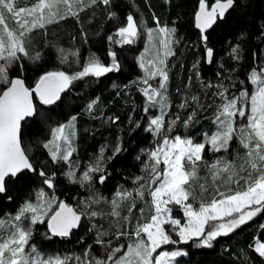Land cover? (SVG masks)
Wrapping results in <instances>:
<instances>
[{"label":"trees","instance_id":"obj_1","mask_svg":"<svg viewBox=\"0 0 264 264\" xmlns=\"http://www.w3.org/2000/svg\"><path fill=\"white\" fill-rule=\"evenodd\" d=\"M206 1L210 5L215 2ZM198 5L199 0H112L109 6L100 3L93 6L80 4L81 8L75 11L76 15L58 17L51 23H46L43 29L35 28L29 33L27 52L29 56L39 53L41 58L34 61L24 57L9 68V74L12 77L23 75L30 87L49 70L73 72L74 69L70 70L68 64L71 65L78 59L81 66L75 70H81L82 64L92 53L101 62L108 64L110 58L107 52L113 49L118 53L121 65L118 72L74 82L71 89L63 93L62 99L54 105L37 103L35 117L23 123V148L34 165L43 166L49 174L56 173L55 187L48 189L38 175L27 171L23 174L27 179L8 178V191L0 194V220L4 221L9 218L10 213L17 212L26 202L33 201L41 189L73 206L81 207L79 212L98 213L91 219L83 218L80 226L69 237L51 236L46 222L35 225L30 244L35 245L38 252L65 255L83 253L89 248L95 255L107 261L110 248L121 244L126 247L131 243L127 237L118 240L117 234L133 232L135 223L144 222L151 214L142 218L143 206L129 211L127 205L125 209L119 206V216H113L108 206V199L117 189L132 188L133 180L141 175H144L141 183H144L147 199L145 202L151 204L148 188L153 185L148 173L143 171L148 156L141 150L154 149L161 140L144 130L150 114L143 111L145 98L138 82L142 70L137 58L142 50V42L119 47L110 44L106 39L116 27L123 24L128 13L143 17L148 27L155 25L156 18L167 25L175 24V40L178 42L174 43L176 52L169 60L170 81L167 94L169 113L179 119L169 133L170 137L175 133H183L200 140L202 133H211L215 129L214 117L221 102L216 95L215 85H228L229 95H238L241 90H246L249 96L252 94L253 85L248 80V75L253 68L258 71L264 68V0H235L225 18H218L215 25L207 30L206 44L195 25ZM114 11L119 12V19L110 18ZM94 38H99L102 46L94 45ZM237 45L240 48V58L234 60L230 53ZM58 46L78 51V59L73 56L69 63L61 64ZM206 48L213 49L211 64L207 62ZM125 54L127 55L124 56ZM241 80L244 81L243 85L239 84ZM233 84L234 88L231 87ZM193 97H196L195 101ZM92 99H97V104L92 111H88L86 105ZM184 99L186 107H179ZM193 111L196 116L185 128L184 121ZM74 115L77 137L72 158L78 159L81 169H85L87 164H94L102 148L105 150V158L112 156L117 137L122 149L103 165L109 174L106 182L100 184L94 180L91 189L87 183L82 186L78 182H71L64 175L68 164L52 163L47 150L42 147L51 137L50 129L68 121ZM243 153L245 149L239 138L234 137L227 153L221 151L213 154L207 145L203 157L211 164L214 158L225 154L235 159L240 169ZM198 163V177L193 184V191L197 194L196 204L209 200L216 190L227 192L229 188H235V177L231 183L225 175L213 180L203 162ZM201 184L204 189L200 188ZM122 213H128V216ZM261 225H264V213L258 214L228 236L218 237L212 248H198L191 241L173 245L186 250V255L178 258L179 264H264V257H260L254 250L257 241L264 242V229ZM98 232L108 233L103 240L105 243L111 242L109 249L96 243ZM119 255L120 253L117 254Z\"/></svg>","mask_w":264,"mask_h":264},{"label":"snow or ice","instance_id":"obj_2","mask_svg":"<svg viewBox=\"0 0 264 264\" xmlns=\"http://www.w3.org/2000/svg\"><path fill=\"white\" fill-rule=\"evenodd\" d=\"M17 2L18 0H0V26H4L5 10L13 17H21L22 14L27 13V17L34 18L29 21L27 17H24L18 21L21 24L18 35L7 31L6 26L5 32L0 34V83L9 85L0 93V194H6L8 191L6 178L27 179L23 175L26 171L38 175L48 189L55 187L56 173L49 174L43 166L31 163L26 151L21 147L20 122L34 114L32 93L35 92L44 105H54L62 99L63 93L71 89L74 82L89 77L101 78L105 74L118 72L121 68L118 53L109 49L107 55L110 63L101 62L100 58L92 53L82 64L81 70L71 73L63 70L45 72L39 77L34 89L25 87L24 81L20 78L9 79V68L13 64L19 63L24 57L34 61L41 58L39 53L29 56L25 48L27 34L32 29H43L45 23L52 22L51 19L45 21L42 14L35 15L38 11L42 13L45 8L51 10L53 3H64L68 8L66 14L76 15L71 11L72 4H69L68 0H49L48 3L40 0V3L33 8L19 9L16 8ZM75 3H82V0H75ZM98 3L109 6L112 0H89L88 6ZM234 3L235 0H215L209 10L206 0H199V10L195 17L196 27L200 29L201 39L205 44L208 37L204 33L213 27L218 18H225ZM110 18L119 19L116 12H112ZM141 23L132 13H128L123 24L116 27L106 39L110 44L119 47L133 45L141 34ZM151 31H148L149 36ZM159 32L165 37L161 41L165 48L178 42L174 39L175 29L164 27L160 28ZM239 53L240 48L237 45L231 49L230 55L234 60H239ZM165 55L171 56L174 53L168 50ZM206 56L209 61L213 59L212 48H206ZM137 59L144 73L139 80V83L143 85L140 91L145 98L143 111L148 114L151 109L159 108L158 115L148 116V124L144 130L161 140L154 149L141 150L148 156L149 162L144 163L143 171L151 173L149 179L153 187L148 188V195L151 198L149 207L154 209V212L146 218L145 222H137L133 232L117 234L118 240L127 237L132 241L127 244L126 251H123L125 248L123 244L110 248L111 242L105 243L103 240V237L108 235L107 232L97 233L96 243L106 249L110 248L107 261L91 257L88 251L84 252L83 257L41 256L36 246L30 244L35 225L46 222L51 236L69 237L73 229L80 226L82 217L91 219L98 215L95 211L78 214L63 202L58 203L57 209H52V200L45 199L46 194L41 189L37 193L36 204L26 202L18 214L11 218L16 223L9 225L12 230L8 235L4 234L7 230L0 231V264H71L73 259L76 264H179L178 258L186 253L182 250L167 251L163 246L191 241L198 248H212L213 242L218 237L228 236L252 221L258 214L264 213V68L259 71L253 68L249 73L248 80L255 86L250 96L246 90L239 91L238 95H229L228 85L223 83L215 85L216 95L221 101L215 114L217 130L211 135L204 133L203 142H194V139L190 137L169 136L179 117L165 122V116L168 115L166 95L168 74L163 67L164 60H148L145 63L143 53ZM68 62L69 54L64 49H60V63ZM74 62L80 63L79 60ZM157 77H159V84L154 86L151 82ZM239 84L243 85L244 81H239ZM207 86L213 87V85ZM231 87L234 88L235 85ZM193 100L195 101L196 97H193ZM96 104L97 99H92L87 103L86 110L92 111ZM181 107L186 105L182 104ZM195 116L196 112L193 111L184 121L185 128ZM238 118L240 121L246 120L247 123H240L237 128ZM75 120L74 115L67 123L52 127L51 138L42 147L47 150L52 163L63 162L69 165V170L64 175L71 182H78L82 186L87 183L91 189L94 180L100 184L106 182L109 174L103 165L106 160L113 159L122 149L117 143L112 156L105 158V150L102 148L96 162L90 164L77 179L75 169L78 161L71 159L75 152L71 139L75 134L73 131ZM139 126L137 123V127ZM234 137H238L243 148L247 150L245 163L248 167L241 165L240 173L242 174L233 172V163L224 156L218 157L210 165L203 157L206 145H210L209 150L213 154L221 151L227 153L230 141ZM136 158L140 159L139 156ZM198 162H203L212 174L213 180L218 175L231 173L227 179L231 183L235 176V188H229L227 192L216 190L209 200L201 201L198 207H194L193 202L197 199V194L193 191V184L198 177ZM143 179V177H136L134 180V183L140 184V187L135 190L140 198L144 197V187L141 183ZM200 188L204 189V185L201 184ZM132 195L133 193L127 190H118L111 200L113 208L111 214L119 216L116 210L118 201L131 198ZM9 199L11 200V197ZM170 205L177 206L183 212L186 222L182 223L180 219L172 215L173 207ZM45 217H47L46 221ZM4 224L5 222L0 220V228H3ZM165 225L170 227L171 233L178 239H173L172 234L165 230ZM260 227L264 229V225ZM254 250L260 257H264V243L257 241ZM118 253L121 255L117 256Z\"/></svg>","mask_w":264,"mask_h":264},{"label":"rangeland","instance_id":"obj_3","mask_svg":"<svg viewBox=\"0 0 264 264\" xmlns=\"http://www.w3.org/2000/svg\"><path fill=\"white\" fill-rule=\"evenodd\" d=\"M49 0H45V3H48ZM69 4H72V9L71 11L72 12H75V11H78L81 7H80V4L83 5V6H88V3H89V0H82V3H79V4H76L75 3V0H68ZM38 3H40V0H34L32 2L28 1V0H18L17 4H16V8L19 9L21 7L23 8H33L35 7V5H37ZM93 6V5H92ZM138 11V10H137ZM50 12H51V15H50ZM68 12V8L67 6L64 4V3H53V7L51 8V10H49L48 8H45L43 10L42 13H40L39 11L35 14V15H40L42 14L44 16V20L47 21L48 19H51V21H53L54 19H57L58 17H61V16H65V15H68L66 14ZM117 13V16H119V12L118 11H114ZM24 17H27V13H24L22 14L21 17H13L12 14L8 13L6 10L4 11V26H0V34H3L5 32V26H6V29L7 31H12L14 34L18 35L19 32L21 31V24L18 23L19 20H21L22 18ZM134 17L137 19V21L139 22H142L141 23V34L140 36L138 37L137 41H136V44L137 43H141L142 42V50H141V53L138 55L140 57V55L143 53L144 54V59H145V63H147L148 60H164V65L163 67L165 68V70L167 71V74H168V81H167V90H168V87H169V81H170V77H169V67H170V62L169 60L173 57V55L171 56H166L165 53L166 51L170 50L172 51L174 54L176 52L175 50V46H174V43L169 45L167 48H165L162 44H161V41L163 39H165V37L163 36L162 33L159 32V29L160 28H168V29H175L176 31V27H175V24H170V25H167V23H162L160 20H158L156 18V23L153 27H148V25L146 24L145 20L143 17H141L140 15H135L134 14ZM29 19V21H31L34 17H27ZM46 24V23H45ZM30 26V25H29ZM33 30V29H32ZM31 30V31H32ZM149 30H152L151 31V36L148 35V31ZM176 33V32H175ZM175 33H174V39H175ZM30 36V34L28 33L27 34V37H26V42L28 41V37ZM6 38V37H5ZM26 42H25V48H26V51H28L27 47H26ZM94 45H98V46H102V41L99 40V38H94V42H92ZM60 49H64L66 53L69 54V62L70 60H72L73 56L71 55L72 53H76L77 55L74 56L75 59L77 58L78 59V51H75V50H71V49H65V48H62V47H59L58 46V51H59V54H60ZM147 49V51H146ZM127 54H125L124 56H126ZM130 57H132V55L130 54ZM79 60V59H78ZM68 62V63H69ZM80 62V61H79ZM108 63V62H107ZM80 65L77 64V63H72L71 65L68 64L70 70H73V72L75 71H78V70H75L77 69V67ZM81 66V65H80ZM142 70V69H141ZM63 71H66V70H63ZM258 71V70H257ZM68 72V71H66ZM71 73V72H70ZM8 75H9V79H12V76L9 74L8 72ZM144 73H143V70H142V74L138 77V82L140 80L141 77H143ZM153 83L154 86H157L159 84V77L156 78L155 81L151 82ZM7 86L9 85H5V84H2L0 83V93L2 92V90L4 88H6ZM143 87V85L141 83H139V88ZM255 90V86L253 85V90L251 91L253 93V91ZM167 95V98H168V94L166 93ZM186 100L184 99L180 106L182 104H185ZM221 103V102H220ZM220 105V104H218ZM249 108H250V105H249ZM169 109H170V104H169V98H168V108H167V113L168 115L165 116V122L167 123V121L169 120H172V119H176L174 118L172 115H170L171 113H169ZM149 114L151 116H155V115H158L159 114V108H153L150 110ZM215 118V117H214ZM215 121V119H214ZM68 121L64 122V123H67ZM178 122V120H177ZM240 123H244L246 124L247 121L246 120H243V121H240L239 118L237 119V128L239 127ZM177 124V123H176ZM217 130V126H216V123H215V129L212 130L211 133H208L209 135H211L213 132H215ZM73 131H74V135L71 137L72 139V147L75 149V145H76V137H77V129H76V126H75V122H74V127H73ZM204 133H202V136H203ZM176 135H180L182 138L184 137H190V138H193L194 139V142H203V137L202 139L200 140H197L196 137H191V136H188V135H185L183 133H175L174 135H171V137H174ZM51 138V137H50ZM240 142V141H239ZM117 143H119L118 141V137L116 138V142H115V147L117 145ZM61 145L63 146V143L61 142ZM207 146V145H206ZM229 147H230V144H229ZM208 149H210V145H208ZM149 150H152V149H149ZM211 152V151H210ZM75 153V152H74ZM73 153V154H74ZM221 156H224L227 160L231 161L234 165V168H233V172L237 173V174H242L240 173V169L237 167V164H236V160L235 159H232V158H229L228 155H225V154H222ZM73 157V156H72ZM71 157L72 160L74 161H78L77 158L73 159ZM218 158V157H217ZM217 158H214L217 159ZM247 159V150L245 149V153L242 154V160H241V165H243L245 168L248 167V165L245 163ZM213 160V161H214ZM212 161V162H213ZM146 162H149L148 161V158H147V161ZM211 162V163H212ZM90 164H87L86 168L85 169H81L80 166L78 165L75 169L76 171V178L79 179V177L82 175V173L87 169V167L89 166ZM210 165V164H209ZM240 165V167H241ZM162 167V166H161ZM69 170V165L67 166V169L65 170V172H67ZM151 173L149 172L148 173V176L150 177ZM225 175L227 178L228 175H231V173H228V174H223ZM223 175H218L216 178H221ZM140 177H144V175H141ZM203 177V176H202ZM235 176H233L234 178ZM196 179V178H195ZM135 180V179H134ZM134 180H133V186L132 188H129V189H117L116 192L118 190H127L129 192H132L133 195L131 198H127V199H124V200H120L118 201V208L120 206L121 209H125V207L128 205L129 209L135 211L137 208H140L141 206H143V213H142V218L148 216L150 213L152 214L154 212V209L150 208L149 205L150 203L149 202H145L146 199V196H145V193H144V197L143 198H140L139 196H136V188L140 187V184H137V183H134ZM228 180V179H227ZM235 182V180H234ZM233 182V183H234ZM232 183V184H233ZM143 186H144V183H142ZM45 192V191H44ZM115 192V193H116ZM115 193L108 199V206L110 207L111 211L113 210L112 208V204H111V200L113 198V196L115 195ZM46 194V197L45 199H49V200H52V204H51V207L52 209H57V205L59 202H63L64 200H61L60 198H58L57 196H51L49 194ZM54 197V199H52ZM151 202V198L149 200ZM197 200H195L193 202V205L194 207H198L199 203L201 201H199L197 204L195 203ZM30 203H33V204H36L37 203V196L35 197V199L33 201H29ZM128 203V204H127ZM140 203V205H139ZM121 204V205H120ZM171 207H173V213L172 215L175 217V218H178L181 220L182 223L186 222L185 221V218L183 216V212L175 205H170ZM21 208V207H20ZM19 208V210H20ZM75 208L78 210V211H81V207H78L75 205ZM118 208L116 209L118 212ZM146 208H149L150 210H146ZM19 210L15 213H10L9 214V218L5 219L4 222L5 224L3 225V228H0V231H4V230H7L4 232L5 235H8V233L12 230L9 228V225H14L16 222L14 220H12L11 218L12 217H15V215L18 214ZM124 214L126 217L128 216V213H122ZM26 215H30V214H26ZM120 215H121V212H120ZM47 220V217H45V221ZM145 222V221H144ZM143 223V222H142ZM136 225V223H135ZM135 225L133 227V231H134V228H135ZM165 230L168 231L170 234L171 233V229L168 225H165ZM34 229V227H33ZM173 236V239H178L176 238L175 234H172ZM132 242V241H130ZM261 243H264L262 241H259ZM257 243V242H256ZM164 250H167V251H172V250H182L186 253V250L184 249H181V248H175L173 247V245H170V247H166V246H163ZM127 249V245L126 247L123 249V251H126ZM29 249L26 247V251H28ZM85 251H88L90 253V256L91 257H94L96 259H101L103 260L102 258H100V256H97L95 255L93 252L90 251V249H86ZM159 251V250H158ZM40 253V252H39ZM41 256H48V255H60V254H56V253H40ZM83 253H76V254H65V255H60L62 258L64 256H72V257H75V256H81L83 257ZM121 255V254H120ZM71 264H76V261L75 259H73V261L71 262Z\"/></svg>","mask_w":264,"mask_h":264},{"label":"water","instance_id":"obj_4","mask_svg":"<svg viewBox=\"0 0 264 264\" xmlns=\"http://www.w3.org/2000/svg\"><path fill=\"white\" fill-rule=\"evenodd\" d=\"M206 3H207V5H208V7H209V10H210V8H211V5L206 1ZM199 6V5H198ZM198 10H199V7H198ZM197 10V11H198ZM195 17H196V14H195ZM195 19V25H196V18H194ZM215 25V24H214ZM213 25V26H214ZM196 29H198L197 27H196ZM209 30V29H208ZM198 31H200V29H198ZM201 32V31H200ZM207 32V31H206ZM206 32L204 33V35H206ZM202 34V33H201ZM213 60V59H212ZM212 60L211 61H209V59L207 58V62L208 63H210L211 64V62H212ZM14 78H20V79H22L23 81H24V84H25V87H28L29 89H34L35 87H36V84H37V82H36V84L35 85H33V86H28L27 84H26V81H25V78L23 77V75H17V76H14V77H12V79H14ZM39 80V79H38ZM8 87V86H7ZM6 87V88H7ZM6 88L4 89V90H6ZM3 90V91H4ZM2 93V92H1ZM31 99H32V104H33V108H34V114H33V116H31V117H25L21 122H20V140H21V131H22V128H23V123L24 122H26L28 119H31V118H34L35 117V115H36V104L37 103H42L40 100H39V97L36 95V93L35 92H33L32 93V97H31ZM43 104V103H42ZM21 147L23 148V145H22V140H21ZM24 149V148H23ZM31 161V160H30ZM32 163V162H31ZM6 179H8V178H6ZM63 203H65V204H67L69 207H71V208H73V210H75V211H77V213L78 214H81L82 212H79L76 208H75V206H73L72 204H70V203H68L67 201H63ZM84 217H82V219H83ZM82 221V220H81ZM77 229V228H76ZM73 230H75V229H73Z\"/></svg>","mask_w":264,"mask_h":264},{"label":"bare ground","instance_id":"obj_5","mask_svg":"<svg viewBox=\"0 0 264 264\" xmlns=\"http://www.w3.org/2000/svg\"><path fill=\"white\" fill-rule=\"evenodd\" d=\"M50 71V70H49ZM48 72V71H47Z\"/></svg>","mask_w":264,"mask_h":264}]
</instances>
